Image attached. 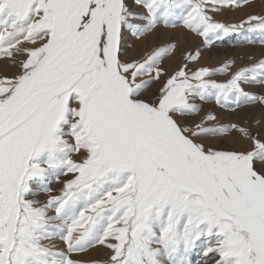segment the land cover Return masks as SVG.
Listing matches in <instances>:
<instances>
[{
    "label": "snow or ice",
    "instance_id": "obj_1",
    "mask_svg": "<svg viewBox=\"0 0 264 264\" xmlns=\"http://www.w3.org/2000/svg\"><path fill=\"white\" fill-rule=\"evenodd\" d=\"M245 4L0 0V264H264V134L199 115L264 109V59L169 72L160 43H264V15L215 19Z\"/></svg>",
    "mask_w": 264,
    "mask_h": 264
},
{
    "label": "rangeland",
    "instance_id": "obj_2",
    "mask_svg": "<svg viewBox=\"0 0 264 264\" xmlns=\"http://www.w3.org/2000/svg\"><path fill=\"white\" fill-rule=\"evenodd\" d=\"M249 15H264V0H251V6L245 4L241 9H225L216 15L215 19L226 24H238L242 20H246ZM181 32L183 33L181 34ZM161 33L162 37L160 43L170 38L173 43H176L178 49V53L166 62L165 66L168 68L169 72L175 70L181 63L180 50L192 51L193 53L199 50L201 52L198 64L191 65L192 67L205 66L209 68H218L228 61H235L234 67L238 68L254 64L264 59V43H260L258 39L254 43H241L240 37L229 35L223 40L215 41L211 47H205L202 38L186 32L183 28L169 29L166 31L161 29ZM129 43H134V41L130 40ZM142 49L143 44H139L137 46V51ZM213 79L223 81L225 77L216 76L213 77ZM249 90L264 94V88H260L259 86H254ZM197 102L199 103V101ZM208 113L215 114L223 124L250 121L253 132L264 134V125H257L256 123V121L264 116V109L258 106L255 108L244 107L232 112L226 108L217 106L215 102L202 104V111L199 115L203 116ZM198 118L199 117H197V119ZM52 187L54 192L58 194L60 185L54 184ZM88 255L92 258L103 260L107 258L108 253L101 247L99 250H90ZM193 264H204V258L194 255Z\"/></svg>",
    "mask_w": 264,
    "mask_h": 264
},
{
    "label": "bare ground",
    "instance_id": "obj_3",
    "mask_svg": "<svg viewBox=\"0 0 264 264\" xmlns=\"http://www.w3.org/2000/svg\"><path fill=\"white\" fill-rule=\"evenodd\" d=\"M178 29V28H177ZM182 29V28H181ZM173 30V29H172ZM173 32V31H172ZM167 33H171V32H167ZM183 32H181V34H182ZM194 39V38H193ZM164 40V39H163Z\"/></svg>",
    "mask_w": 264,
    "mask_h": 264
}]
</instances>
